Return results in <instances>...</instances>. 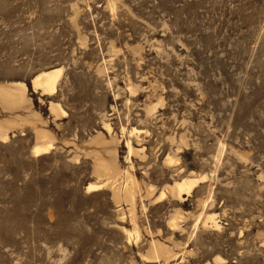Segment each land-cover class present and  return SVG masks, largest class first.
<instances>
[{
  "label": "rangeland",
  "instance_id": "374dc122",
  "mask_svg": "<svg viewBox=\"0 0 264 264\" xmlns=\"http://www.w3.org/2000/svg\"><path fill=\"white\" fill-rule=\"evenodd\" d=\"M0 264H264V0H0Z\"/></svg>",
  "mask_w": 264,
  "mask_h": 264
},
{
  "label": "bare ground",
  "instance_id": "6f19581e",
  "mask_svg": "<svg viewBox=\"0 0 264 264\" xmlns=\"http://www.w3.org/2000/svg\"><path fill=\"white\" fill-rule=\"evenodd\" d=\"M57 70L48 72L44 75L37 76L33 79L35 86L41 87L43 90L52 91L54 89L55 78L57 77ZM47 148L43 145L33 146L32 150L34 154H39ZM195 183V180H181L179 182L174 183V188L177 195H180L183 192H187L191 185ZM126 188V187H125ZM126 190V189H125Z\"/></svg>",
  "mask_w": 264,
  "mask_h": 264
}]
</instances>
